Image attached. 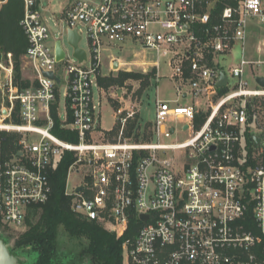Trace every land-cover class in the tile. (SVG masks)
Here are the masks:
<instances>
[{
	"label": "built area",
	"instance_id": "built-area-1",
	"mask_svg": "<svg viewBox=\"0 0 264 264\" xmlns=\"http://www.w3.org/2000/svg\"><path fill=\"white\" fill-rule=\"evenodd\" d=\"M23 1L29 87L16 84L11 53L0 60L3 226H25L28 208L49 200L50 174L72 153L66 195L73 212L118 238L133 226L122 246L124 264H264V88H249L247 67L261 63L244 58L249 22L264 24V0L76 1L54 23L53 47L41 1ZM74 29L81 41L83 31L87 35L90 53L79 42L87 60L80 63L74 49L71 56L63 49L65 58L57 62V42ZM129 42L168 58L170 79L188 106L158 98L155 120L146 123L137 105L124 102L127 83L112 87V98L107 94L99 79L129 66L113 54ZM236 48L242 57L229 76L222 64ZM143 66L137 67L143 74L158 70ZM131 67L126 71L134 72ZM49 72L60 83L44 75ZM106 98L115 109L111 130L101 126ZM55 103L61 127L78 143L53 133ZM178 125L189 131L183 143L171 142Z\"/></svg>",
	"mask_w": 264,
	"mask_h": 264
},
{
	"label": "trees",
	"instance_id": "trees-1",
	"mask_svg": "<svg viewBox=\"0 0 264 264\" xmlns=\"http://www.w3.org/2000/svg\"><path fill=\"white\" fill-rule=\"evenodd\" d=\"M0 60L13 56L15 80L20 88L29 87V80L24 79L21 69L22 57L25 56L29 40L21 25L24 17L23 0H0ZM156 69L150 73L119 72L116 77L100 78L99 82L107 89L123 87L129 80H142L146 87L154 79ZM118 106V102H114ZM57 103L52 107L55 121L53 133L60 139L78 143L76 134L61 127ZM74 154L67 153L50 174L52 192L44 204H35L28 208L25 220V232L15 240V249L22 253H32L33 264H81L86 258L90 264H124L123 243L132 235V228L122 238L107 231L101 224L89 221L72 210V198L66 195V183L70 166L75 162ZM0 228L8 230L0 221ZM66 237L76 246L62 244L61 237ZM17 251V252H18ZM11 253L18 258L17 253ZM21 264H27L26 262Z\"/></svg>",
	"mask_w": 264,
	"mask_h": 264
},
{
	"label": "rangeland",
	"instance_id": "rangeland-1",
	"mask_svg": "<svg viewBox=\"0 0 264 264\" xmlns=\"http://www.w3.org/2000/svg\"><path fill=\"white\" fill-rule=\"evenodd\" d=\"M42 6L43 18L48 21L50 26L52 38L50 40V45L53 47L54 41L57 39V34L59 32V26H56L54 23H59V20L63 17L64 10L68 5L74 3L76 1H91V0H40ZM3 3V2H2ZM2 7V6H1ZM0 7V8H1ZM60 25V24H59ZM246 45H245V54L244 58L247 61L251 62H260V65H255L252 67H247L246 80L248 81L250 89H259L256 79L264 75V53L259 52V48L264 50V24H261L256 21L249 22L246 31ZM83 39L80 43L81 48L90 53V46L88 42V38L86 33L83 31ZM62 47L67 53L68 56L73 55V47L69 44L67 35H64L61 38ZM114 56L120 58L124 63L132 66L131 68L135 73H142V69H138L143 62L145 66L148 67L149 64H157L158 70H156V75L154 79H152L149 84L145 87L142 80H129L127 81V86L123 93V99L125 104L128 105H137L139 109V121L140 122H154L156 116V101L157 99L169 101L173 106H188L189 102L184 99H180L177 95L176 91V82L170 79L171 69L168 66V58L164 57L161 54H158L155 50H143L139 45L133 44V42H129L128 46L124 48L123 51L118 53L117 51L113 52ZM242 57V53L240 48H236L233 54L227 58L225 64L222 65L225 68V71L230 76L229 67H233L238 65L240 59ZM221 59V58H220ZM223 59V58H222ZM220 62H223V60ZM2 61H8L7 59H3ZM141 63L139 66L138 63ZM125 67V70L121 72H128ZM22 74L24 79H29L33 77V72L25 60L24 56L22 57L21 64ZM105 69L109 70L107 65ZM158 71V72H157ZM151 72V71H150ZM149 72V73H150ZM119 73H111L110 76L116 77ZM159 75V78H158ZM158 80H155V79ZM233 79L231 78V83ZM107 89V88H106ZM60 90V113L62 115L65 114L66 105L64 99V93L66 90V84H63L59 87ZM109 96L116 93L114 88H109L106 90ZM114 98V97H113ZM100 101L99 97L95 96V103L97 104ZM177 101V104H175ZM262 102V101H261ZM174 103V104H173ZM100 110V108H98ZM101 112V126L104 130H111L115 126V109L111 104V100L107 98L102 100V110ZM133 129L130 130L129 136L132 134ZM189 139V131L183 132L181 125L177 126V133L172 137L171 142H179L183 143ZM79 177L76 174L72 176V182H77ZM26 227H22L21 229H8L0 228V237L5 241L8 245L10 251H13L18 254V256L22 259L23 263L33 264L35 261V257L32 253H22L15 249V240L17 236L23 232H25ZM61 241L64 245L76 246L78 242H72L69 240L66 235H62ZM18 251V252H17ZM81 264H90L88 258H86Z\"/></svg>",
	"mask_w": 264,
	"mask_h": 264
},
{
	"label": "water",
	"instance_id": "water-1",
	"mask_svg": "<svg viewBox=\"0 0 264 264\" xmlns=\"http://www.w3.org/2000/svg\"><path fill=\"white\" fill-rule=\"evenodd\" d=\"M81 34L78 30H69L68 33V42L73 47L75 57L79 60L80 63L87 60V55L84 50L79 48V42L81 41ZM65 58V52L62 47L61 42H57L56 44V60L57 62L63 61ZM45 76L49 77L50 79L55 80L57 83H60V79L55 76L53 72L44 73ZM228 79L227 76L222 73L221 80L219 82V86L224 87L227 85ZM256 82L259 87L264 88V76L258 77ZM120 94V93H119ZM256 142L259 143V139L256 138ZM83 188H78L77 192H80ZM133 218V216L131 217ZM147 219V217L145 218ZM22 259L18 258L17 256L13 255L5 243V241L0 237V264H21Z\"/></svg>",
	"mask_w": 264,
	"mask_h": 264
},
{
	"label": "crops",
	"instance_id": "crops-1",
	"mask_svg": "<svg viewBox=\"0 0 264 264\" xmlns=\"http://www.w3.org/2000/svg\"><path fill=\"white\" fill-rule=\"evenodd\" d=\"M3 5V3L0 1V7ZM149 65H152V64H149ZM264 76V75H263ZM263 76H261V77H263Z\"/></svg>",
	"mask_w": 264,
	"mask_h": 264
},
{
	"label": "bare ground",
	"instance_id": "bare-ground-1",
	"mask_svg": "<svg viewBox=\"0 0 264 264\" xmlns=\"http://www.w3.org/2000/svg\"><path fill=\"white\" fill-rule=\"evenodd\" d=\"M117 66V65H116Z\"/></svg>",
	"mask_w": 264,
	"mask_h": 264
}]
</instances>
